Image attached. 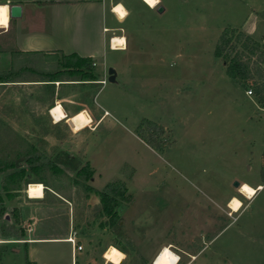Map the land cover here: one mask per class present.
<instances>
[{"label": "rangeland", "instance_id": "1", "mask_svg": "<svg viewBox=\"0 0 264 264\" xmlns=\"http://www.w3.org/2000/svg\"><path fill=\"white\" fill-rule=\"evenodd\" d=\"M162 6L136 35L139 56L107 51L103 67L90 63L86 93L81 85L23 84L70 75L61 59L44 66L14 56L8 73V42L0 36V77L9 75L0 82V234L49 235L34 245L41 264H153L166 242L182 250L168 246L176 264H264V188L251 201L238 192L219 210L239 191L235 182L264 181V115L253 101L262 107L264 98L254 79L234 84L220 77L212 54L225 29L264 46V0H162ZM242 42L234 53L253 69L256 56ZM108 68L114 83L107 82ZM247 89L250 99L243 97ZM64 95L56 103L67 117L85 111L54 124L49 109ZM144 121L162 128L159 149L138 138ZM60 152L73 156L78 169L87 166L91 181L56 165ZM16 159L19 168L10 169ZM36 183L43 197L31 200L26 190ZM107 184L123 189L111 218L96 196ZM68 236L82 247L73 260L70 245L53 240ZM12 247L18 252L6 246L0 264H27L23 248Z\"/></svg>", "mask_w": 264, "mask_h": 264}, {"label": "crops", "instance_id": "2", "mask_svg": "<svg viewBox=\"0 0 264 264\" xmlns=\"http://www.w3.org/2000/svg\"><path fill=\"white\" fill-rule=\"evenodd\" d=\"M6 2H8L9 6L18 5L20 7V17L18 19L8 18L7 27L0 28V36L4 35L8 42V73H10L9 70L12 65L13 56L21 60L37 61L38 64L43 61L44 66L46 62H54L57 59H61L64 62L68 61L69 63H76L77 59H80L93 63L94 67L97 68L103 67L107 51L120 52L122 57H128L129 55L133 57L139 56L143 50L141 45H139V41L138 45L135 44V39L136 35H138V37L140 35L143 22L153 15L157 7H161L162 12L165 10L162 6V0L154 7L149 6L145 0H6ZM117 9H122L126 14L121 17ZM260 14L264 16V8L261 9ZM259 36L261 38L264 37V28L259 33ZM116 39H123L124 44H122L121 47L118 46L116 49H113L110 40L114 41ZM214 60L216 61L215 65L219 67L218 73H220V77H223L225 81L239 84V81L227 78L224 74L223 65L217 58L214 57ZM124 64L127 63L125 62ZM85 65H87V63L83 64V66ZM89 70L90 71L87 72L82 68L77 73L78 78H73V75L76 74L73 73L68 74L71 77L69 76L64 79L52 76L48 79L23 80L21 82H23V84L36 83L42 86L49 84L56 86L61 84L67 86L81 85L80 90L86 93L87 85H90L93 81L91 67H89ZM87 74H91L92 78H88ZM243 97L246 99L252 98L251 96L245 95V90H243ZM67 98H69V95H64L59 99H55V104L50 107L49 115L54 124L58 123L54 122L50 111L53 107L60 106L56 103L57 100L63 101ZM253 101H256L255 106L258 112L264 115V103L262 107H259V105H257L258 100L253 98ZM62 111L65 115V119L62 121H67L69 117L85 110L74 112L69 117H67L69 111ZM242 183H240L241 185L239 188L242 185L251 187L247 183ZM28 187L26 190L27 197H29ZM251 188H256L254 189L256 191V196L263 190L264 181L260 184H255L254 187ZM261 188L262 190H260ZM238 192L237 190L235 195H230L225 200L223 207H219V210L227 208L226 206H229L228 202L232 197V199H237L235 196H239L240 192ZM238 213H240V210ZM238 213H233V215H237ZM22 214L24 219L31 220V217H27V214ZM33 225L34 222L29 223L30 227ZM59 235L61 236L62 233L60 232ZM48 236L49 235L45 236L40 234L32 239H24L22 236L14 237L0 234V254H7L8 248L6 249V246L8 245L12 252L17 253L18 250L12 249V246L16 245L23 248L27 264H41L36 257L37 251L34 245L41 241L52 240L48 239ZM53 240L68 243L66 238ZM68 244L70 245V256L73 260L78 255V252L75 251L72 244ZM164 246H170L182 251L175 247L172 242H166L157 247L161 249ZM145 260H148V258H145Z\"/></svg>", "mask_w": 264, "mask_h": 264}, {"label": "trees", "instance_id": "3", "mask_svg": "<svg viewBox=\"0 0 264 264\" xmlns=\"http://www.w3.org/2000/svg\"><path fill=\"white\" fill-rule=\"evenodd\" d=\"M231 39L233 41L231 42ZM241 41L242 48L247 49L250 56H256V63L253 69L248 68L247 64L242 62L244 55L235 54V45ZM250 45V48H247ZM232 53H234L232 55ZM214 57L220 59L221 64L224 67V74L227 78L237 81L252 80L256 81L257 93L259 99L264 98V46L252 43L249 38L244 37L242 34H236L233 30L225 29L219 35L216 45L213 50ZM84 63L87 65L83 66ZM263 65V67H260ZM85 67V68H84ZM90 62L86 60L77 59L76 63H69L66 61L63 68L67 69L69 74L78 73L82 68L89 72ZM88 78H92L91 74H87ZM7 77H0V82H7ZM45 86H52L45 85ZM163 130L161 127L154 123L144 121V128L138 133V138L150 149H159L160 143L159 138L162 136ZM22 162L21 159H16L10 166V169L19 168V164ZM32 159L25 160V163L31 164ZM55 164L60 167L75 173L77 177H83L85 181H91L92 172L87 166L80 169L78 161L71 155L64 152H60L55 158ZM53 166L54 170H59ZM263 165H264V154H263ZM60 171V170H59ZM37 184V183H36ZM31 185V184H29ZM28 185V186H29ZM98 202L100 205V211L104 217H115L114 207L117 205V199L123 198L122 186L107 184L103 187L101 192H97Z\"/></svg>", "mask_w": 264, "mask_h": 264}, {"label": "bare ground", "instance_id": "4", "mask_svg": "<svg viewBox=\"0 0 264 264\" xmlns=\"http://www.w3.org/2000/svg\"><path fill=\"white\" fill-rule=\"evenodd\" d=\"M146 2V0H145ZM147 3V2H146ZM149 6H151L149 3H147ZM157 5V4H156ZM155 5V6H156ZM153 7V6H151ZM0 8H7V5L2 4L0 5ZM8 19V16H7ZM7 27V20L5 21L4 24H0V28H6ZM113 41V40H112ZM112 47L113 49H116V47H121L122 44H124V40L123 39H116L113 41L112 43ZM121 41H123V43H120ZM50 114L54 120L55 123H59L61 122L63 119H65V115L61 109L60 106H56L53 107L50 111ZM240 186V185H239ZM238 186V188H239ZM251 189V192L245 191V189ZM239 192L242 194V196H244L245 198L251 200L256 191L254 189H252L251 187L247 186V185H242L239 188ZM28 198H30L31 200H40L43 197V187L40 184H31L28 187ZM178 261L177 256L172 253L169 249V247L165 246L163 247L159 253L155 256L154 260H153V264H176Z\"/></svg>", "mask_w": 264, "mask_h": 264}, {"label": "water", "instance_id": "5", "mask_svg": "<svg viewBox=\"0 0 264 264\" xmlns=\"http://www.w3.org/2000/svg\"><path fill=\"white\" fill-rule=\"evenodd\" d=\"M7 16L9 19H18L20 17V7L18 5H10L7 6ZM157 13H161L162 12V8L161 7H157L156 9ZM264 41V38H263ZM106 75H107V82L108 83H114L115 82V76L116 73L112 68H108L106 71ZM233 186L235 188H238L239 184L238 183H234Z\"/></svg>", "mask_w": 264, "mask_h": 264}, {"label": "built area", "instance_id": "6", "mask_svg": "<svg viewBox=\"0 0 264 264\" xmlns=\"http://www.w3.org/2000/svg\"><path fill=\"white\" fill-rule=\"evenodd\" d=\"M264 38V37H263ZM111 42V40H110ZM264 43V41H263ZM100 84H104V82H100ZM252 94L250 89L245 90V95L250 96ZM29 230H24L22 236L28 235ZM66 241L74 246L76 252H80L82 247L80 245H74V237L68 236Z\"/></svg>", "mask_w": 264, "mask_h": 264}, {"label": "clouds", "instance_id": "7", "mask_svg": "<svg viewBox=\"0 0 264 264\" xmlns=\"http://www.w3.org/2000/svg\"><path fill=\"white\" fill-rule=\"evenodd\" d=\"M151 6H155L160 2V0H146ZM7 8H0V24H4L7 20Z\"/></svg>", "mask_w": 264, "mask_h": 264}, {"label": "snow or ice", "instance_id": "8", "mask_svg": "<svg viewBox=\"0 0 264 264\" xmlns=\"http://www.w3.org/2000/svg\"><path fill=\"white\" fill-rule=\"evenodd\" d=\"M117 11L120 13L121 17L126 14L122 9H117ZM120 43H123V41H121ZM245 191L251 192V189L246 188Z\"/></svg>", "mask_w": 264, "mask_h": 264}]
</instances>
